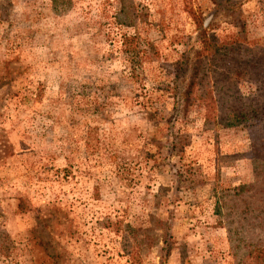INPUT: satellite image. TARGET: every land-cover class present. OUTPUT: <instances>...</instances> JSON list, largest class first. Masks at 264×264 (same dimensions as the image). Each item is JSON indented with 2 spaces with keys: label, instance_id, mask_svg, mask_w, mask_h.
<instances>
[{
  "label": "rangeland",
  "instance_id": "rangeland-1",
  "mask_svg": "<svg viewBox=\"0 0 264 264\" xmlns=\"http://www.w3.org/2000/svg\"><path fill=\"white\" fill-rule=\"evenodd\" d=\"M211 32L264 55V0H0V264L253 262L264 133L205 122Z\"/></svg>",
  "mask_w": 264,
  "mask_h": 264
},
{
  "label": "trees",
  "instance_id": "trees-1",
  "mask_svg": "<svg viewBox=\"0 0 264 264\" xmlns=\"http://www.w3.org/2000/svg\"><path fill=\"white\" fill-rule=\"evenodd\" d=\"M207 26L209 27V24ZM209 37V46L213 48L209 53V64L212 70L214 86L212 92L214 91L216 99L210 89L203 96L198 97L203 103L205 122L215 120L214 109L217 104L219 108L217 121L220 125L230 127L246 125L248 122L258 123L261 125V130L264 133V99H259L255 95L244 96L237 86V82L229 80V73L234 69L231 67V63H235L236 73L242 68L251 71L254 76H258L259 67L261 64H264V55L256 56V54H251V57L244 62H240L237 57L238 61L236 62L237 49L243 41L240 34L221 37L211 32ZM206 40L207 36L202 33V43L205 44ZM191 69V81L186 94L188 103L194 94L193 87L201 81L203 76L207 77L205 73L207 71V65L206 63H202L199 58L192 61ZM261 69H264V65ZM260 151L262 152L256 158L264 161V143L260 146ZM241 189H243L242 185L235 188L237 192ZM160 225L165 224L160 220ZM247 256L250 257V260L253 259V262L243 264H264V244L252 245Z\"/></svg>",
  "mask_w": 264,
  "mask_h": 264
}]
</instances>
